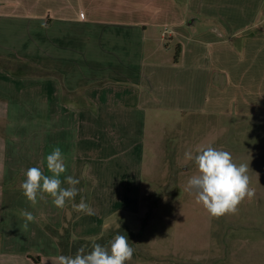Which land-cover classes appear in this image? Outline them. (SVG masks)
<instances>
[{"label": "crops", "instance_id": "crops-1", "mask_svg": "<svg viewBox=\"0 0 264 264\" xmlns=\"http://www.w3.org/2000/svg\"><path fill=\"white\" fill-rule=\"evenodd\" d=\"M192 1L199 2H188ZM178 3L0 0V264H52L51 258L61 255V247L45 224L57 232L70 224L76 238L98 240L120 223L132 228L123 219L130 213L139 212L143 217L141 198L145 179L151 175L144 154L146 114L148 110L155 114L166 110L170 105L166 100L177 98L166 85L172 84L178 69L183 68L189 80L194 79V70L207 78L208 107L215 99L222 108L229 104L224 83H217L214 76L230 77V67L218 59H229L230 51L237 50L233 45L232 50L229 46L217 48L210 53V63L203 62L201 49L207 51L206 45L221 39V33L198 26L202 12L198 5L185 11ZM242 13L243 28L236 33L264 32L262 17L247 28L252 14ZM214 15L224 19L207 12L211 19ZM191 29L194 36L203 35L196 46ZM250 40V50L244 48L243 53L254 48L252 53L262 57L264 42ZM171 42L182 45L178 57L164 50ZM242 63L246 75L256 70L255 61ZM237 84L238 98L245 103L250 104L254 97L247 99L241 96L243 92H261L260 86L251 90L240 78ZM198 96L191 93L195 99ZM219 105L216 108L221 110ZM23 119L28 126H21ZM26 127L35 133L23 143L21 130ZM54 146L61 147L66 156L62 181L68 175L79 179L81 191L63 209L55 207L51 197L32 207L20 188L24 173L30 167H40L50 176L46 156ZM81 197L95 215L71 212L70 205L78 204ZM21 209L36 217L26 230L19 216ZM137 257L134 252L127 264H138Z\"/></svg>", "mask_w": 264, "mask_h": 264}, {"label": "rangeland", "instance_id": "rangeland-1", "mask_svg": "<svg viewBox=\"0 0 264 264\" xmlns=\"http://www.w3.org/2000/svg\"><path fill=\"white\" fill-rule=\"evenodd\" d=\"M176 1L181 2L178 5L185 11L192 5H198L202 11L197 19L198 26L201 29L203 26V29L213 27L221 33V39H213L211 45H206L207 51L201 49L203 62L209 64L210 53L217 48L229 46L232 50L233 45L237 52L241 51L240 55L230 51L229 59H218L223 66L228 64L230 77L214 74L217 83H224V93L228 91L224 97L229 95V104L222 108L223 104L215 99L214 105L210 101L208 107L207 78L197 75L194 70V79L189 80L185 78L186 71L178 69L173 78L175 82L166 85V90L176 92L177 98L166 100L170 104L166 110L157 114L148 110L146 114L144 154L149 167L147 171L151 175L148 179L145 177L140 208L143 217L140 218L137 212L123 218L126 224L137 230L120 223V227H112L106 233L119 230L135 243L133 247L138 264H264V53L258 57L252 53L254 48L249 52L253 43L250 38L258 43L264 42V32L236 33L243 28V11L252 14L247 24L253 26L258 16L264 22V0H199L197 3L192 1V4L188 2L190 0ZM207 12L218 13L224 19L217 15L211 19ZM223 20L226 27L222 25ZM262 26L264 29V23ZM194 29H191L192 35ZM192 37L196 39V46L197 39L203 35ZM170 45L164 50L174 56L178 44L171 42ZM244 48L249 50L243 53ZM241 60L251 64L255 61L256 70L246 75L245 64ZM206 69L214 70L207 66ZM238 78L251 86V90H254L253 86H260V94H241L247 99L254 97L250 104L238 98ZM191 93H197L198 98L191 97ZM255 103L257 105L253 106ZM217 105L221 110L216 108ZM23 120L21 126H28L27 119ZM41 130L44 126L36 133ZM32 133L35 132L28 127L22 129V142L29 141ZM208 145L230 152L237 164H249L248 175L251 187L255 188V196L251 200L245 199L236 214L211 217L202 205L196 203L194 194L185 190L188 179L197 174L194 162L186 159L185 152L191 150L195 154L198 148ZM85 244L76 241L74 246L78 249Z\"/></svg>", "mask_w": 264, "mask_h": 264}, {"label": "clouds", "instance_id": "clouds-1", "mask_svg": "<svg viewBox=\"0 0 264 264\" xmlns=\"http://www.w3.org/2000/svg\"><path fill=\"white\" fill-rule=\"evenodd\" d=\"M185 157L194 162L197 174L192 175L186 185V191L194 194L197 204L203 206L214 218L226 214H236L239 205L255 196V188L251 187L248 175L249 164L234 162L230 152L211 145L201 147L193 154L185 152ZM47 169L51 175H44L40 167H30L24 173L26 179L21 183L22 194L35 207L38 200L52 198V203L58 209H63L66 203L74 201L81 191L77 188L79 179L68 175L62 181L61 175L67 171L66 156L61 147L54 146L46 156ZM66 183L68 187H62ZM72 209L77 213L95 215L93 208L81 197L80 202L72 203ZM19 216L24 220L23 228H28L29 222L36 217L32 212L21 209ZM135 249L126 235L117 233L106 244L90 239V250L85 246L77 249L75 255H58L51 258L52 264H127L131 261Z\"/></svg>", "mask_w": 264, "mask_h": 264}, {"label": "trees", "instance_id": "trees-1", "mask_svg": "<svg viewBox=\"0 0 264 264\" xmlns=\"http://www.w3.org/2000/svg\"><path fill=\"white\" fill-rule=\"evenodd\" d=\"M180 52H181V46H180V44H178L176 47V56L177 57H178V55H180ZM69 225H67V227L64 229V231H63L64 233L62 232L63 234L59 235V232H57V230L53 229L50 224H45L46 228L51 230L52 232H54L56 234V236L58 237V242H59V245L61 247V254L74 256L76 251H77V249L74 246V243L76 241H78L80 243H86L84 245V246H86V250H90V240L76 238L73 235L72 229ZM119 232H120L119 230L118 231L117 230L109 231L108 233L104 234L99 240H97V242H99L101 244H106L110 239H112L114 237V235H116ZM120 234H123V233H120Z\"/></svg>", "mask_w": 264, "mask_h": 264}, {"label": "built area", "instance_id": "built-area-1", "mask_svg": "<svg viewBox=\"0 0 264 264\" xmlns=\"http://www.w3.org/2000/svg\"><path fill=\"white\" fill-rule=\"evenodd\" d=\"M165 33H167V32H165Z\"/></svg>", "mask_w": 264, "mask_h": 264}]
</instances>
